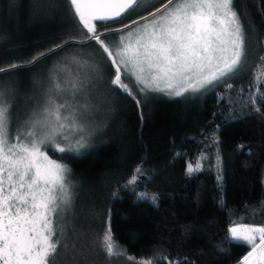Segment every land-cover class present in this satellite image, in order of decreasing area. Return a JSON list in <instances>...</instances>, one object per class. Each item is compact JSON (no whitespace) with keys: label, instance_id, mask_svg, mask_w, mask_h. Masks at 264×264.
Masks as SVG:
<instances>
[{"label":"trees","instance_id":"16d2710c","mask_svg":"<svg viewBox=\"0 0 264 264\" xmlns=\"http://www.w3.org/2000/svg\"><path fill=\"white\" fill-rule=\"evenodd\" d=\"M56 2L49 15H36L30 0H15L14 7L12 0H0V31L7 33L0 41V66L30 60L71 35L69 5ZM163 2L109 26L130 23ZM235 7L248 34V60L228 81L231 89L220 83L171 98L140 93L126 79L135 93L129 96L110 85L114 68L101 60L94 41L69 43L32 66L0 75L18 89L14 112L23 118L42 100L40 83L62 61L79 52L86 59L95 56L101 70L91 97L95 131L86 147L70 154L48 150L71 168L74 181L73 202L60 220L65 246L58 264H131L127 256L161 255L179 264H240L250 250L232 241L228 229L239 223L264 226V100L249 103L264 57V0H235ZM116 35L103 38L111 43ZM197 161L200 170L189 174L188 164ZM138 165L143 174L130 186ZM109 226L124 257H109L102 247Z\"/></svg>","mask_w":264,"mask_h":264},{"label":"snow or ice","instance_id":"6c2138e0","mask_svg":"<svg viewBox=\"0 0 264 264\" xmlns=\"http://www.w3.org/2000/svg\"><path fill=\"white\" fill-rule=\"evenodd\" d=\"M65 2L73 21L71 35L30 60L0 66V75L32 66L69 43L82 47L94 41L101 60L114 68L112 87L134 97L127 79L140 93L181 98L220 83L231 89L228 81L248 60V34L235 0H164L117 28L109 22H123L146 8L150 0ZM29 6L36 15H49L59 7L56 0H30ZM109 32L117 33L118 39L106 43L103 37ZM6 39L7 33L0 31V41ZM260 61L254 76L258 91L249 101L253 105L264 100V92L259 91L264 85V57ZM100 71L95 56L86 59L77 52L62 61L40 83L42 100L23 118L14 112L18 89L13 80L0 79V264H58L65 246L60 220L73 202L74 181L71 168L52 159L48 150L70 154L86 147L95 131L91 94L102 80ZM200 168L197 161L195 166L189 163L187 171L191 174ZM142 174L138 165L128 185H135ZM228 231L232 241L250 249L240 264H264V226L234 224ZM102 247L109 257L126 255L110 226L103 234ZM126 259L131 264H179L163 255Z\"/></svg>","mask_w":264,"mask_h":264},{"label":"rangeland","instance_id":"374dc122","mask_svg":"<svg viewBox=\"0 0 264 264\" xmlns=\"http://www.w3.org/2000/svg\"><path fill=\"white\" fill-rule=\"evenodd\" d=\"M157 1H159V0H150V3L148 4V5H150V4H152V3H154V2H157ZM148 7V6H147ZM126 31V30H125ZM118 39V34L116 35V37H111L110 38V41L111 42H113V41H116ZM90 54L88 53V56H89ZM94 90H92V94H91V97L93 98V95H94ZM82 98V97H81ZM95 99H96V97H94ZM239 224H245V223H239ZM239 224H235V225H239ZM246 224H249V225H254V224H250V223H246ZM255 226H261V225H255Z\"/></svg>","mask_w":264,"mask_h":264}]
</instances>
